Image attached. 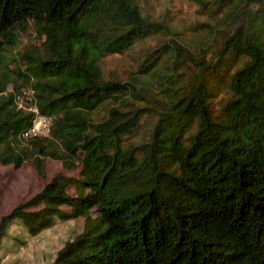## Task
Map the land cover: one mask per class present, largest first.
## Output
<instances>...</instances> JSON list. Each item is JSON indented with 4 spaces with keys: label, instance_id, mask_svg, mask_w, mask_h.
<instances>
[{
    "label": "trees",
    "instance_id": "obj_1",
    "mask_svg": "<svg viewBox=\"0 0 264 264\" xmlns=\"http://www.w3.org/2000/svg\"><path fill=\"white\" fill-rule=\"evenodd\" d=\"M141 1L0 0V165L76 173L3 216L0 244L17 221L35 236L81 218L51 264H264V0H187L225 9L220 28L201 26L210 45L220 32L214 60L166 40ZM151 38L150 85L104 76V58ZM27 95L52 118L46 137L21 138Z\"/></svg>",
    "mask_w": 264,
    "mask_h": 264
},
{
    "label": "rangeland",
    "instance_id": "obj_2",
    "mask_svg": "<svg viewBox=\"0 0 264 264\" xmlns=\"http://www.w3.org/2000/svg\"><path fill=\"white\" fill-rule=\"evenodd\" d=\"M142 12L144 16L149 17L157 22H163L170 28V37L167 39H178L186 48L196 49L195 46L202 45L205 49L207 60H214L217 49L222 44L220 32L214 33V42L210 45L209 41L203 42L205 31L203 24L211 25L215 28L219 27V19L225 12H215V7L201 8L195 3L187 0H142ZM169 40V41H170ZM162 41L151 38L134 45L133 49L122 54L106 57L101 62V69L105 77H114L126 84H136L139 81L150 85L152 83L146 76L138 73L139 64L143 62L145 56L157 48ZM39 44L40 41L34 36H23L22 45ZM193 50V49H192ZM163 59V58H162ZM232 72L236 65L232 67ZM193 67L190 66L188 72L184 75L187 82L192 75ZM166 73V72H165ZM147 99L153 101L154 104L158 100L155 90H152ZM211 102L210 106L217 114L220 109V99L222 95ZM30 95L24 97L21 102L22 106L30 107L34 112V108L30 104ZM103 110L95 118H102ZM45 178H42L35 168L25 162L22 167L15 169L12 165H0V219L9 214L15 207L32 200L44 189L47 183H51L54 178L61 175L76 176L74 171H68L62 165L51 159L44 162ZM69 195H74L72 188L67 189ZM42 206L31 209L38 211ZM67 212L68 208L63 207ZM84 227V220L81 218L74 220L55 219L53 225L46 230L32 236L23 227L22 223L17 221L11 224L7 229V237L0 244V264H51L56 254L62 247L72 241L79 235Z\"/></svg>",
    "mask_w": 264,
    "mask_h": 264
},
{
    "label": "built area",
    "instance_id": "obj_3",
    "mask_svg": "<svg viewBox=\"0 0 264 264\" xmlns=\"http://www.w3.org/2000/svg\"><path fill=\"white\" fill-rule=\"evenodd\" d=\"M22 99H19L20 104ZM34 117L30 126L22 133L21 138L24 140L46 137L49 135L52 118L48 115L40 114L34 110Z\"/></svg>",
    "mask_w": 264,
    "mask_h": 264
}]
</instances>
